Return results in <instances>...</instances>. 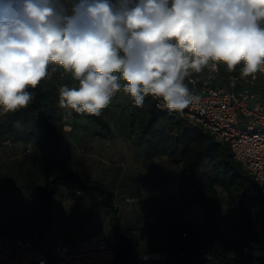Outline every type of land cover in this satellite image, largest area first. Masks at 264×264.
<instances>
[{
	"label": "clouds",
	"instance_id": "obj_1",
	"mask_svg": "<svg viewBox=\"0 0 264 264\" xmlns=\"http://www.w3.org/2000/svg\"><path fill=\"white\" fill-rule=\"evenodd\" d=\"M223 63L243 77L264 72V0H0V108L33 99L50 64L78 87L61 108L99 116L123 90L137 106L160 97L182 112L185 79Z\"/></svg>",
	"mask_w": 264,
	"mask_h": 264
},
{
	"label": "crops",
	"instance_id": "obj_2",
	"mask_svg": "<svg viewBox=\"0 0 264 264\" xmlns=\"http://www.w3.org/2000/svg\"><path fill=\"white\" fill-rule=\"evenodd\" d=\"M218 65L219 71L212 77L214 84L226 91L238 90L246 78L241 75L243 65H237L231 72L225 64ZM204 72L205 70L202 75ZM189 78L198 81L200 76L192 74L185 79L189 92H193L195 88L188 84ZM120 83L121 90L101 110L111 134L100 135V130L87 120L74 119L70 114L71 109L60 107V87H77L73 74L52 64L48 66V76L39 84L44 90L54 89L57 94V115L68 127L67 135L72 150L69 168L80 176L107 187L120 222L137 234L141 255L160 252L166 258L165 264H214L197 237L193 221L181 212L178 182L180 164L171 163L166 156L149 158L138 141L140 128L149 117L148 96L142 106H137L129 94L124 92L125 82L121 80ZM154 130L172 136L175 128L167 119H161L155 124ZM23 141L0 148L14 147L16 153H19L22 151L20 144ZM30 149L31 152L26 149L20 153L32 157L36 165L40 164L38 152L33 147ZM55 202L52 227L63 235L66 242L70 243L79 234L86 237L96 235L86 234L97 217L95 215L103 216L110 230L111 213L101 207L99 195H75L62 191L55 198ZM92 206L99 207L98 214L90 210ZM234 221L229 220L226 227L223 226V237L230 249L232 260L236 264H246L250 256L242 255L237 250L241 244L240 230L239 224ZM10 229V226L0 223V233L17 238ZM73 230H77L76 233ZM181 234L185 236L182 237Z\"/></svg>",
	"mask_w": 264,
	"mask_h": 264
},
{
	"label": "trees",
	"instance_id": "obj_3",
	"mask_svg": "<svg viewBox=\"0 0 264 264\" xmlns=\"http://www.w3.org/2000/svg\"><path fill=\"white\" fill-rule=\"evenodd\" d=\"M52 65L63 69L60 65ZM75 82L78 87V81ZM27 91L33 95L29 105L10 112L0 122V147L6 146L3 144L6 140L30 142L41 161L42 183L24 186L37 195L38 219L35 221L38 229L33 236L17 235V238L30 240L35 248L42 241L50 249L53 238L48 237V233L56 230L52 227L55 198L62 191L75 195L94 193L100 196L101 207L111 213L109 236L103 237L114 239V264H140L143 255L139 238L120 222L107 187L69 168L72 150L68 130L63 128L66 124L57 115L56 92L52 88L44 90L40 84ZM148 99L149 117L140 128L139 143L149 158L166 156L171 163L180 164L178 182L182 214L193 221L197 237L214 264H235L222 233L224 215L217 188L225 192L233 219L239 224L240 247L246 239L255 236L248 216V207L255 200L250 194L255 189L252 178L233 159L228 145L213 141L196 123L158 110L149 96ZM70 114L74 119L87 120L100 130V135L111 134L102 113L94 116L71 110ZM161 119H167L175 128L172 136L154 130Z\"/></svg>",
	"mask_w": 264,
	"mask_h": 264
},
{
	"label": "built area",
	"instance_id": "obj_4",
	"mask_svg": "<svg viewBox=\"0 0 264 264\" xmlns=\"http://www.w3.org/2000/svg\"><path fill=\"white\" fill-rule=\"evenodd\" d=\"M217 68L215 72L205 68L204 75L203 71L193 73L200 76L198 81L188 79L195 89L190 92L192 103L182 112L169 110L160 97L149 98L158 110L194 122L213 141L228 145L233 159L252 178L255 189L250 194L255 200L248 207V216L255 236L246 239L238 252L250 256L246 264H264V72L244 78L238 90L226 91L212 80L219 65ZM63 128L68 130L66 125ZM3 144L12 143L6 140ZM48 237L53 243L48 253H43L30 240L0 233V264H114L112 238L79 234L69 243L56 230ZM165 260L160 252H153L144 254L140 264H165Z\"/></svg>",
	"mask_w": 264,
	"mask_h": 264
},
{
	"label": "rangeland",
	"instance_id": "obj_5",
	"mask_svg": "<svg viewBox=\"0 0 264 264\" xmlns=\"http://www.w3.org/2000/svg\"><path fill=\"white\" fill-rule=\"evenodd\" d=\"M7 114L8 112L0 110V122L4 120ZM27 143V141H23L20 144L22 150L20 152L26 149L31 152L30 148H32V145L29 143L27 146ZM13 148H0V223L10 226V230L16 235L30 237L38 229L35 221L37 220L38 202L37 195L24 186L29 187L41 184L42 168L40 164L36 165L32 157H26L25 154L22 155L20 152L16 153V148ZM10 156L14 157V159ZM217 190L220 193L218 197L224 215L223 226L226 227L229 220L234 221L233 215L225 192L218 188ZM98 208L92 206L90 210L98 214ZM95 216L97 217L87 229L86 234L96 233L104 237L109 236L108 224L104 221L105 218L103 216ZM234 223L236 222L234 221ZM75 231L77 230L72 232ZM37 247L43 253H48L49 251L46 244H43L42 241Z\"/></svg>",
	"mask_w": 264,
	"mask_h": 264
}]
</instances>
